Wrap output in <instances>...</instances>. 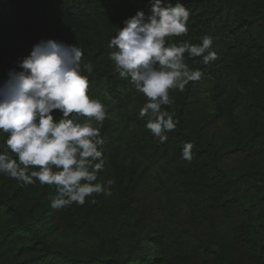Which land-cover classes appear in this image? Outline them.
Returning a JSON list of instances; mask_svg holds the SVG:
<instances>
[{
    "label": "trees",
    "instance_id": "obj_1",
    "mask_svg": "<svg viewBox=\"0 0 264 264\" xmlns=\"http://www.w3.org/2000/svg\"><path fill=\"white\" fill-rule=\"evenodd\" d=\"M169 2L190 13L171 42L211 36L217 59L186 60L202 77L170 91L162 107L179 124L161 144L107 47L150 0H0V84L41 41L78 45L93 64L88 95L109 117L97 182H114L110 196L58 211L54 186L0 174V264H264V0Z\"/></svg>",
    "mask_w": 264,
    "mask_h": 264
},
{
    "label": "clouds",
    "instance_id": "obj_2",
    "mask_svg": "<svg viewBox=\"0 0 264 264\" xmlns=\"http://www.w3.org/2000/svg\"><path fill=\"white\" fill-rule=\"evenodd\" d=\"M150 2V15L139 11L118 28L107 45L112 50L108 59L120 78L145 96L139 116L163 144L179 124L175 111L162 107L174 104L170 91L182 93L202 77L186 60L200 57L208 65L217 53L208 35L200 44L171 42L187 35L189 11L179 2ZM82 57L78 45L41 41L0 84V174L24 185L39 181L54 186L51 207L58 211L82 206L94 194L110 196L114 183L97 182L105 167L100 129L109 117L105 104L88 95L89 80L83 73L93 74V64L82 66ZM193 147L185 143L183 160L191 162Z\"/></svg>",
    "mask_w": 264,
    "mask_h": 264
}]
</instances>
